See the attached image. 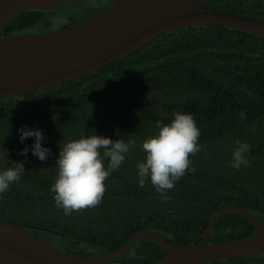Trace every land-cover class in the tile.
<instances>
[{
  "label": "trees",
  "instance_id": "trees-1",
  "mask_svg": "<svg viewBox=\"0 0 264 264\" xmlns=\"http://www.w3.org/2000/svg\"><path fill=\"white\" fill-rule=\"evenodd\" d=\"M75 9L76 15L68 9V20L56 30L91 15ZM204 9L264 21V0H210ZM46 12L54 10L21 12L1 27L0 38L41 32ZM176 112L192 114L201 150L189 157L194 171L176 182L167 199L148 181L138 186L136 165L144 153L137 147L105 181L97 206L68 216L55 206L49 189L57 175L59 146L93 131L139 145L157 133V121L170 123ZM24 125L43 130L42 143L51 155L40 161L29 152L22 179L0 194V220L50 229L55 233L34 232L67 253L104 254L141 229H152L171 244H194L213 213L226 205L243 207L264 220V34L221 24L183 27L98 70L0 99V153L5 154L0 170L25 160L19 152L34 138L20 142L18 130ZM237 141L251 146L248 163L239 170L229 166ZM254 228L244 215L224 211L208 241L240 239ZM75 243L84 249L77 250ZM165 255L152 239L140 237L104 264H153ZM204 264H264V253Z\"/></svg>",
  "mask_w": 264,
  "mask_h": 264
},
{
  "label": "water",
  "instance_id": "water-1",
  "mask_svg": "<svg viewBox=\"0 0 264 264\" xmlns=\"http://www.w3.org/2000/svg\"><path fill=\"white\" fill-rule=\"evenodd\" d=\"M0 0V29L26 10L52 11L85 7L83 0ZM210 0H114L105 9L62 29L0 38V99L41 90L98 70L139 49L158 35L192 25L221 24L264 34V21L249 16L205 10ZM224 211L244 215L254 230L240 239L209 242L216 218ZM52 232L34 225L0 220V264H104L122 255L134 240L152 239L166 255L153 264H204L210 261L264 253V220L247 209L226 205L209 218L201 240L175 245L152 229L132 233L116 249L94 256L67 253L34 230Z\"/></svg>",
  "mask_w": 264,
  "mask_h": 264
},
{
  "label": "clouds",
  "instance_id": "clouds-1",
  "mask_svg": "<svg viewBox=\"0 0 264 264\" xmlns=\"http://www.w3.org/2000/svg\"><path fill=\"white\" fill-rule=\"evenodd\" d=\"M156 128L157 133L139 145L134 139L113 140L93 131L91 135L59 146L55 161L57 175L49 189L55 206L66 216L97 206L105 193V181L137 147L144 153V159L136 165L138 186L143 187L148 181L157 193L167 199L166 193L175 187L176 182L186 172L194 171L190 167L189 157L201 150L198 142L201 133L192 114L188 112L174 113L173 119L167 124L157 121ZM18 131L21 143L28 138H34V143L20 150L19 155L25 158L24 161L13 162L11 166L0 170V194L22 179L25 163H30L27 160L29 152L40 161H46L51 155V149L43 146L46 137L42 129L24 125ZM236 145L229 166L239 170L247 165V153L251 151V146L242 141H237ZM4 158L5 154L0 153V159Z\"/></svg>",
  "mask_w": 264,
  "mask_h": 264
},
{
  "label": "rangeland",
  "instance_id": "rangeland-1",
  "mask_svg": "<svg viewBox=\"0 0 264 264\" xmlns=\"http://www.w3.org/2000/svg\"><path fill=\"white\" fill-rule=\"evenodd\" d=\"M108 0H85L84 4L87 5V6H92V7H101V6H104L106 3H107ZM74 10L72 12V14H77V9H70V8H58V9H55L54 12L52 13H48L46 12L45 14V19L44 20H47L49 21V29L51 31H54L56 29H58V27L63 24L64 22H66L68 20V17H69V10ZM53 11V10H52ZM82 15V13H81ZM83 17H85V15H83ZM42 27V26H41ZM41 27H40V30H41ZM55 235H58V234H55ZM60 237V236H59ZM57 239H60V238H56L55 237V241ZM52 241V240H51ZM52 243L56 244V242H53ZM75 247L77 245H79L78 249L80 251V248H83L84 249V246L82 244H78V243H75L73 244ZM88 249V248H87Z\"/></svg>",
  "mask_w": 264,
  "mask_h": 264
},
{
  "label": "flooded vegetation",
  "instance_id": "flooded-vegetation-1",
  "mask_svg": "<svg viewBox=\"0 0 264 264\" xmlns=\"http://www.w3.org/2000/svg\"><path fill=\"white\" fill-rule=\"evenodd\" d=\"M70 1H71V0H70ZM113 1H114V0H108L107 3H106L104 6H101V7L96 8V7H92V6H87V5H85V4H84L85 0H83V5H84L85 7H80V8H82L83 10H85V11H87V12H90V13H91L90 16H92L94 10L101 11V10L105 9L107 6H109ZM62 4H64V2H62ZM65 4H66V3H65ZM67 4H68V3H67ZM77 7H78V6H77ZM90 16H89V17H90ZM87 18H88V17H87ZM49 26H50V25H49ZM49 26H48V30H47V31H49Z\"/></svg>",
  "mask_w": 264,
  "mask_h": 264
}]
</instances>
